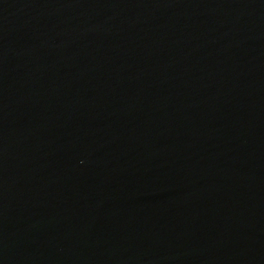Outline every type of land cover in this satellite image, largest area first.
<instances>
[{"label": "water", "instance_id": "95a60500", "mask_svg": "<svg viewBox=\"0 0 264 264\" xmlns=\"http://www.w3.org/2000/svg\"><path fill=\"white\" fill-rule=\"evenodd\" d=\"M0 264H264V0H0Z\"/></svg>", "mask_w": 264, "mask_h": 264}]
</instances>
